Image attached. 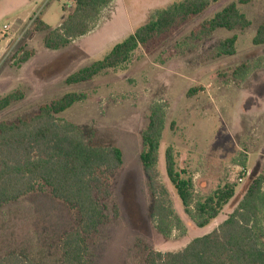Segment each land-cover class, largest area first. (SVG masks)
I'll return each instance as SVG.
<instances>
[{"label":"rangeland","instance_id":"obj_1","mask_svg":"<svg viewBox=\"0 0 264 264\" xmlns=\"http://www.w3.org/2000/svg\"><path fill=\"white\" fill-rule=\"evenodd\" d=\"M179 1L115 0L103 10L92 34L50 50L44 44L46 33L35 30L36 22L57 28L71 11L69 2L74 10L75 0H0V30L10 25L0 37V97L17 91L25 96L0 112V123L29 117L66 94L83 93L86 98L61 113L60 121L81 128L92 146L123 151V166L109 178L110 197L101 201L109 221L86 238L87 264H147L152 250L182 251L194 238L215 230L238 206L251 180L264 175V45L253 44L264 21V0L239 6L252 22L247 29H218L192 39L201 23L239 1L218 0L151 53L139 48L127 63L88 82L66 83L72 74L105 58L157 10ZM232 36L238 39L236 54L218 57L219 43ZM22 48L35 55L18 66ZM242 64L249 68L243 81L233 75ZM195 87L202 90L189 98ZM156 103L166 110L156 173L174 212L169 237L157 229L155 198L140 159L142 133ZM168 147L175 151L178 168L192 175L197 199L226 183L237 185L235 197L209 226H196L168 180ZM243 160L245 169H238ZM79 221L77 208L56 199L47 187L7 203L0 209V258L17 255L29 264H60L62 239Z\"/></svg>","mask_w":264,"mask_h":264},{"label":"trees","instance_id":"obj_2","mask_svg":"<svg viewBox=\"0 0 264 264\" xmlns=\"http://www.w3.org/2000/svg\"><path fill=\"white\" fill-rule=\"evenodd\" d=\"M114 0H76L61 26L51 29L37 20L36 31L46 33L47 49L64 48L87 36L97 25L103 10ZM218 0H181L172 6L157 10L150 21L138 28L123 42L115 45L108 55L82 68L66 79L67 84L88 82L95 76L127 63L139 49L151 53L175 29L204 13ZM258 0H239L232 3L210 20L201 23L191 33L199 40L211 36L218 29L234 31L252 25L239 6ZM237 36L219 43L217 56H233L237 52ZM256 46L264 45V21L253 39ZM35 51L24 50L17 55L16 65L27 63ZM247 64L235 69V78L244 80ZM192 88L190 98L200 92ZM17 91L0 97V112L14 102L24 99ZM86 98L83 93H69L41 105L35 113L14 122L0 123V209L36 190L47 187L52 195L77 208L80 221L76 228L65 234L61 242L60 264H87L89 248L86 238L96 234L109 217L101 201L110 197V176L124 164L123 151L118 146H92L78 126L60 121L58 116ZM164 106V105H163ZM156 103L150 109L148 122L142 133L141 163L149 180V191L155 198L153 217L157 229L169 237L174 212L166 200V191L158 183L156 166L162 133L166 124V110ZM173 126V125H172ZM245 169L246 162L239 163ZM165 170L170 183L180 198L185 211L199 228L209 226L227 208L236 195L237 185L226 183L206 197L196 198L192 175L178 168L175 151L165 152ZM117 216V209L115 210ZM0 264H29L22 257L11 255L0 258ZM147 264H264V175L253 178L238 206L212 232L194 238L182 251H150Z\"/></svg>","mask_w":264,"mask_h":264},{"label":"built area","instance_id":"obj_3","mask_svg":"<svg viewBox=\"0 0 264 264\" xmlns=\"http://www.w3.org/2000/svg\"><path fill=\"white\" fill-rule=\"evenodd\" d=\"M59 1H63V0H59ZM68 6L69 8H71V10H73V4L71 2L68 3ZM36 18V17H34ZM10 29V27L8 25H5L3 27V30L0 31V37L3 36V33H6L8 30ZM241 165H238V169H242V167H240ZM243 180L242 179H239V182H242Z\"/></svg>","mask_w":264,"mask_h":264},{"label":"crops","instance_id":"obj_4","mask_svg":"<svg viewBox=\"0 0 264 264\" xmlns=\"http://www.w3.org/2000/svg\"><path fill=\"white\" fill-rule=\"evenodd\" d=\"M75 1H76V0H75ZM114 1H115V0H114ZM114 1H113V2H114ZM113 2H112L109 6H111V5L113 4ZM71 11H72V10H71ZM71 11H70V12H71ZM70 12H69V13H70ZM69 13H68V14H69ZM68 14L65 16L64 20L59 24V26H61V24L66 20ZM101 17H102V15H101ZM99 24H100V21H99ZM99 24H98V26H99ZM6 25H7V24H6ZM59 26H58V27H59ZM98 26H97L93 31H91L87 36H89L90 34H92V33L98 28ZM9 27H10V25H9ZM2 30H3V29H2ZM0 31H1V30H0ZM87 36H85V37H87ZM82 38H84V37H82ZM79 39H81V38H79ZM79 39H77V40H79ZM219 225H220V224H219Z\"/></svg>","mask_w":264,"mask_h":264}]
</instances>
